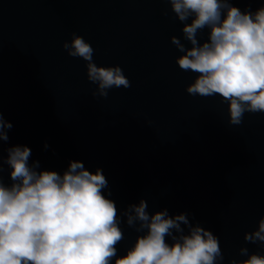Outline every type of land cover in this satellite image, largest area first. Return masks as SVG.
<instances>
[{
  "label": "water",
  "instance_id": "95a60500",
  "mask_svg": "<svg viewBox=\"0 0 264 264\" xmlns=\"http://www.w3.org/2000/svg\"><path fill=\"white\" fill-rule=\"evenodd\" d=\"M230 3L242 12L264 6ZM182 27L167 0H0V114L13 126L0 156L26 146L40 170L63 174L70 161L93 174L99 168L118 216L144 199L150 215L187 213L211 231L222 264L247 259L241 247L264 255L243 239L264 217V113L230 125L220 97L187 94L197 74L179 69L183 53L170 41L191 47ZM73 33L94 49L98 67L119 66L130 87L93 97L86 62L62 48ZM207 35L201 30L198 40ZM8 171L0 173L5 184ZM124 219L118 257L141 235Z\"/></svg>",
  "mask_w": 264,
  "mask_h": 264
},
{
  "label": "clouds",
  "instance_id": "9594fccd",
  "mask_svg": "<svg viewBox=\"0 0 264 264\" xmlns=\"http://www.w3.org/2000/svg\"><path fill=\"white\" fill-rule=\"evenodd\" d=\"M167 3L191 46L185 48L180 39L170 38L183 53L175 60L179 69L197 74L185 89L187 94L220 97L230 125H240L245 113H264V6L242 12L230 0ZM205 28L207 41L200 42L198 34ZM62 48L69 57L86 62L87 80L96 85L93 97L130 87L119 66L98 67L93 62L94 49L83 37L73 33ZM12 127L0 114V141H8ZM4 151L0 173L6 165L9 183L0 178V264H222L218 237L199 223L190 224L189 214L169 216L165 209L150 215L141 199L118 216L116 204L105 196L108 181L101 169L93 174L83 163L70 161L58 174L40 170L39 161L30 163L32 154L26 146ZM121 217L141 235L118 257L116 246L124 239ZM243 239L264 251V217ZM238 254L247 259L229 264H264V255L249 254L246 247Z\"/></svg>",
  "mask_w": 264,
  "mask_h": 264
}]
</instances>
